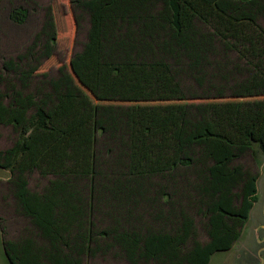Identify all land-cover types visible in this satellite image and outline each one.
<instances>
[{
    "label": "trees",
    "instance_id": "obj_1",
    "mask_svg": "<svg viewBox=\"0 0 264 264\" xmlns=\"http://www.w3.org/2000/svg\"><path fill=\"white\" fill-rule=\"evenodd\" d=\"M70 2L77 30L87 17L96 28L94 65L88 46L75 57L81 81L67 62L39 70L58 46L51 3L32 42L2 62L0 125L18 135L0 166L29 223L15 239L2 228L8 261L210 264L241 238L258 199L260 170L242 158L264 155V0ZM29 13L15 4L9 18ZM124 67L164 68L181 99L130 104L117 126L129 127L127 169L94 176L92 95L101 99L100 72Z\"/></svg>",
    "mask_w": 264,
    "mask_h": 264
},
{
    "label": "rangeland",
    "instance_id": "obj_2",
    "mask_svg": "<svg viewBox=\"0 0 264 264\" xmlns=\"http://www.w3.org/2000/svg\"><path fill=\"white\" fill-rule=\"evenodd\" d=\"M53 5L58 28V46L55 53L44 60L40 71L50 70L56 74L60 63L67 62L70 70L81 81L79 62L75 58L77 54L87 49V60L95 63L93 50L90 43L95 41V23L88 17L84 26L77 30L70 0H0V71H2L3 59L16 56L24 51L32 42L37 31L43 24L46 7ZM15 4L28 6L30 13L24 23H15L9 18V10ZM92 68V64H91ZM89 68V69H91ZM105 78L101 82V99H97L92 90L94 102L98 103L99 110L94 124V165L93 175L99 173L123 174L127 169V139L129 127H117L126 125L128 121V108L130 104L138 101L154 102L181 99V95L164 68H118L105 69L98 74ZM112 115V118L110 117ZM18 132L12 125H0V149L12 145ZM242 161H249L251 166L260 170L258 180V200L251 211V217L243 229L241 238L234 247L226 252L216 253L210 264H264L258 254V249L264 245L258 242L257 232L264 236V228L258 224L264 222V155L260 152L258 160L252 157H244ZM9 170L0 166V264H11L4 250L2 228L7 238L15 239L23 234L29 227L27 219L18 214L15 201L8 189ZM46 181L38 170L30 175L31 187H39ZM91 178L90 201L92 210ZM97 264H126L113 258L98 257Z\"/></svg>",
    "mask_w": 264,
    "mask_h": 264
},
{
    "label": "flooded vegetation",
    "instance_id": "obj_3",
    "mask_svg": "<svg viewBox=\"0 0 264 264\" xmlns=\"http://www.w3.org/2000/svg\"><path fill=\"white\" fill-rule=\"evenodd\" d=\"M258 191H259V188H258ZM258 198H259V196H258ZM258 200V199H257ZM251 217V216H250ZM261 225H259L258 224V226H257V228L256 229H258V231H259V226L260 227H262V228H264V222H262V223H260ZM257 240H258V242H263L264 241V236L263 237H260L259 236V233L257 232ZM262 244V243H261ZM263 250H264V245H262L259 249H258V254H259V256L261 257V263H262V260H263Z\"/></svg>",
    "mask_w": 264,
    "mask_h": 264
}]
</instances>
